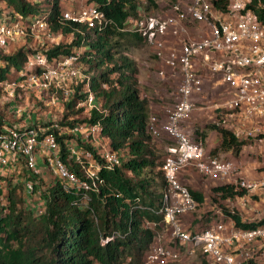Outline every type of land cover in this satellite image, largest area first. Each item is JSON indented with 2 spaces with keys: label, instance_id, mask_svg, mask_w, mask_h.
<instances>
[{
  "label": "built area",
  "instance_id": "obj_1",
  "mask_svg": "<svg viewBox=\"0 0 264 264\" xmlns=\"http://www.w3.org/2000/svg\"><path fill=\"white\" fill-rule=\"evenodd\" d=\"M68 1L72 6L68 9L62 6L63 20L99 30L110 22L94 0ZM221 1L192 0L187 11L176 4L173 7L177 12L175 15L130 16L121 27L141 34L154 47L164 67L161 74L168 68L181 76L177 101L167 110L166 119L161 121L151 115L148 125L154 138L166 135L173 144L168 147L161 167L166 190L158 211L164 217L161 224H165L169 235L156 233L144 255L143 264L176 261L185 247L190 252L199 249L207 264H264V223L253 228L237 227L221 209L203 228H187L183 221L199 204L179 178L180 172L188 167L195 168L203 176L224 182L235 180L237 187L247 190L264 188V180L242 178V165L210 155L182 128L183 122L195 110L196 95L203 93L206 82L215 80L214 85H224L228 92L229 97L222 105L240 121L239 128L234 130L238 136L264 135V24L248 8L253 0H228L225 8L215 4ZM183 17L206 24L209 32L201 37L187 32L181 37ZM169 34L179 36L177 46H168ZM61 35V32L51 30L45 14L29 19L9 16V12L0 14V55L27 37L43 46ZM81 55L82 47L53 59L37 51L28 57L24 69L15 73L12 79L0 80V93L12 103V115L26 122L25 125L0 126V173L21 182L28 201L40 200L43 191L51 186L53 181L47 179L48 175L52 174L66 189L96 190L103 183L100 171L112 169L122 162L119 151L103 137L99 123H77L70 127L59 126L50 119L44 121L51 122L50 125L36 126L29 121L33 115L31 109H38L37 103L33 102L34 107L27 111L25 106L15 101L16 90H20L21 99L33 95L37 102L47 106L61 103L57 97L58 89L63 90V100L68 99L73 94L71 86L85 77ZM3 65L0 57V66ZM87 90V99L79 104L87 103L93 107L94 94ZM249 122H253L252 126L245 128ZM51 129L58 130L59 135H70L65 143L70 158L79 164L82 176L71 170L61 158L60 143ZM89 145H92V150L88 149ZM42 203V200L32 203L31 209L40 214Z\"/></svg>",
  "mask_w": 264,
  "mask_h": 264
},
{
  "label": "trees",
  "instance_id": "obj_2",
  "mask_svg": "<svg viewBox=\"0 0 264 264\" xmlns=\"http://www.w3.org/2000/svg\"><path fill=\"white\" fill-rule=\"evenodd\" d=\"M63 1L0 0V14L9 12V16L25 19L45 14L52 31L72 35L70 43L51 41L37 47L30 37L25 38L16 51L0 55L4 61L0 66V80L12 79L23 70L34 52L42 51L53 59L82 47L84 79L71 86L73 94L66 100H63V90H57V97L64 104L60 124L72 127L77 123H99L103 137L119 151L122 162L100 171L103 183L96 190L66 189L60 181H53L40 196L43 202L40 214L26 201L24 185L0 173V264H143L164 218L158 211L166 182L154 137L148 129L150 103L141 95L139 70L129 55L130 48L143 43L144 38L121 27L128 17H138L160 6L158 0H94L110 20L99 30L63 20ZM227 2L215 4L225 8ZM263 4L264 0H253L248 8L264 24ZM87 89L94 94V106L90 116L80 120L76 117L85 106L78 103L87 99ZM16 93L15 101L20 104L23 100L20 90ZM7 103L12 107V103ZM3 124L13 123L0 115V126ZM33 124L48 126L51 122ZM209 130L219 134L217 151L240 154L246 139L221 124H210L205 130L197 131L202 141H196L203 144ZM50 131L60 143L63 161L82 176L79 164L68 153L65 139L69 136L59 135L56 129ZM88 149L92 150V145ZM211 190L212 201L220 205L217 209L230 216L237 227L253 228L264 223V218L258 222H242L237 212H231L221 203L244 195V188L224 183ZM190 191L201 206L203 193ZM214 214L217 215L216 210ZM197 220L205 224L208 216L201 215ZM203 264H207L206 260Z\"/></svg>",
  "mask_w": 264,
  "mask_h": 264
},
{
  "label": "rangeland",
  "instance_id": "obj_3",
  "mask_svg": "<svg viewBox=\"0 0 264 264\" xmlns=\"http://www.w3.org/2000/svg\"><path fill=\"white\" fill-rule=\"evenodd\" d=\"M191 1L192 0H158L160 7L157 10H152L149 12L145 11L142 14H148V15L153 14L161 17L166 15H175L177 14V12L174 10L173 7L176 4H179V6L183 10L187 11V7L191 4ZM41 2H43V0H41ZM62 5L64 9H68L72 6L68 0H64ZM8 9L9 8H7L6 10ZM193 26H195V23H192L190 18L183 17L181 22V27H182L181 37L185 36L188 31H191L192 29L191 27ZM71 41H72L71 34H67V35L62 34L61 36L57 37V39L53 40V42H65V43H70ZM21 42H23V40H20V43ZM20 43L9 46L7 54L16 51V49H18L21 46ZM34 44H35L34 46L37 47V43L34 42ZM178 44L179 42H177L175 45L177 46ZM129 55L131 59L134 60L137 64L139 70L138 73L139 88L141 91V95L144 98H146L150 103L151 115L156 116L161 121L165 120L167 110L171 108L177 101V89L181 82V76L178 75L177 73L173 74V72L168 68H165L166 70L165 73L161 74V69H163L164 67L161 61L157 58L154 47L146 40H144L143 43L131 47L129 51ZM15 78L17 79L18 76H16ZM214 83L215 80H211L205 83V86L203 88L204 89L203 93L201 95H196L195 97V110L191 113V116L182 124V128L186 132H188L194 140H201L200 137H197V131L205 130L206 126L210 124H217V125L221 124L225 126V123H227L225 120V114L228 113L229 111L226 110V108L222 104L229 97L228 92L226 91L224 85H220V84L214 85ZM33 102L37 103L38 106L37 110L33 106L34 105L32 104ZM7 104L8 103L6 99H4V96L0 93V115L5 116L7 120L11 121L13 124L19 123L25 125L26 122H24L23 120L22 122H19L18 120L16 121V119H13L12 107L10 105L8 106ZM20 104L22 106H25L27 111H30V109L34 107L31 110H33V115H35V117L37 118L35 121L38 124L51 119L52 122L58 123L59 126L62 125L60 124V121L64 114L63 113L64 104L60 102H56L55 104H51V106L43 105L42 103L37 102L36 97L33 95L29 96L28 98L25 97L23 100L20 101ZM78 105L79 106L83 105L85 106V108L82 112H80L77 115L76 118L80 120L88 118L90 116V112H91L90 109L92 107L87 103H82V104L78 103ZM45 114L47 115L51 114V116L46 117L45 119L44 118ZM252 123L250 122L246 123L245 128L247 127L250 128L252 126ZM62 126H67V125H62ZM212 131L214 130H209L208 135ZM216 133L218 134L217 131ZM64 135L70 136L69 134H64ZM244 139H246L245 145L247 146L246 149L249 152L247 158L250 157L251 159L252 157L254 161L260 163L263 162V154L260 152V147L264 145V135L261 134L258 135L257 137H246ZM260 139H262V141H260ZM91 142L92 144L94 143L93 139H91ZM153 142L155 144L156 150L160 155L159 159L163 163L164 158L168 153V147L173 144V140L170 139L168 136L163 135L157 138H153ZM203 144L205 146V142H203ZM223 152L225 151H217L215 147L208 150V153L212 156L225 160L226 159L233 160L232 157L229 158L227 156H224ZM41 160L43 161L42 157ZM259 166L261 167H257L256 171L264 170V164ZM194 170L198 172V170H196L195 168ZM198 173L201 175V177L206 178V176H203L200 172ZM47 179L51 181H55V178L52 174L48 175ZM238 188H242V187H238ZM245 190L247 192V189ZM208 197L209 198L207 201L208 202L207 207H205V209L199 213L201 215H207L208 220L206 221L205 224L202 225L199 224L198 228H203L208 226L209 221L212 218L216 217V215L214 214L215 210L218 207H220L219 203H215L212 201L213 198L212 190L211 192H209ZM235 199L236 197L231 200L232 202L222 201L221 203H223V205L226 208H228L230 211L237 212ZM26 201H28L27 198ZM39 201L40 200L37 199L34 201H29L28 203L30 208H32L31 207L32 203H36ZM212 205H214V207ZM197 209L189 214V217L186 218L187 221L191 222L195 219V214L199 212ZM158 231L159 233L166 234L167 237L169 235V230H166L165 224L164 225L161 224ZM203 260H205V258L202 255V253H200L199 249H196V252L194 253L192 252L190 253V251H188L187 248L185 247L182 248L181 257L178 260L171 261L166 264H203Z\"/></svg>",
  "mask_w": 264,
  "mask_h": 264
},
{
  "label": "crops",
  "instance_id": "obj_4",
  "mask_svg": "<svg viewBox=\"0 0 264 264\" xmlns=\"http://www.w3.org/2000/svg\"><path fill=\"white\" fill-rule=\"evenodd\" d=\"M192 23H195V26L191 27L192 28L191 31H188L192 36L201 37V36L206 35L209 32L208 26L206 24L199 23V22H192ZM179 41H180L179 36H176L174 34H169L167 37V43L169 47L174 46ZM46 117H48L47 114L44 115L45 119ZM13 119H16V118L13 116ZM36 119L37 118L35 117V115H32V119L29 122L33 123L35 122ZM17 120L18 119H16V121ZM22 120L25 122L23 118ZM225 120L227 122L225 123L226 127L231 128L233 130H235L236 128H239L240 121L237 120L236 118H233L230 112L225 114ZM260 141H262V139H260ZM218 143H219V135L216 133V131H212L209 133V135L205 139V146L204 144L202 145L205 147L208 153V150L212 149L213 147H216ZM246 147L247 146L245 145L242 148L238 156L233 155L231 151H225L223 152V155L229 158L232 157L235 163L242 165V174H241L242 178L246 180H257V181L264 180V170L256 171L257 167H261L259 165L264 164V145L260 147V152L263 154V162L261 163L254 161L252 157L251 159L250 157L247 158V155L249 154V152L246 149ZM179 178L190 189L196 192L203 193L204 195V202L201 204V206L198 207L197 210L199 212L195 214V219L191 222L187 221L186 218L189 217V214H187L183 218L184 224L187 228H198L199 227V222L197 219H200L201 214L199 213L202 210H204L205 207H207V203H208L207 201L209 198L208 196H209V192H211L212 186L217 185V184H223V183L235 184V180L231 182H224L223 180H220L214 177H206V178L201 177V175L197 171H195L194 168H191V167H188L182 170L179 174ZM235 203H236L237 213L239 214L242 222H258L264 218V188L247 190V192L244 195L236 196ZM212 206L214 207V205ZM217 210L218 209H216V212ZM226 217L230 219V216L226 215ZM187 250L189 251L188 248Z\"/></svg>",
  "mask_w": 264,
  "mask_h": 264
}]
</instances>
